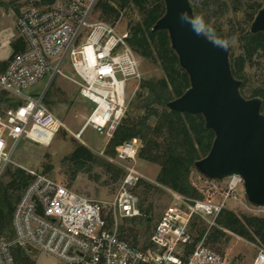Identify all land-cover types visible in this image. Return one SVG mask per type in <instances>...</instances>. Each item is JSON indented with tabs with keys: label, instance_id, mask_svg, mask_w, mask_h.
Segmentation results:
<instances>
[{
	"label": "built area",
	"instance_id": "2783aa9c",
	"mask_svg": "<svg viewBox=\"0 0 264 264\" xmlns=\"http://www.w3.org/2000/svg\"><path fill=\"white\" fill-rule=\"evenodd\" d=\"M96 1L53 0L19 13L16 26L24 48L0 71V89L15 99L0 110V173L21 140L47 146L61 125L43 103L44 91L36 96L24 92L46 73L50 80L60 75L75 83L80 96L91 103L77 138L90 127L104 136L106 145L124 118L143 78L142 58L128 44L129 27L118 29L119 18H92ZM65 60L75 77L62 72ZM141 147L139 137L114 147L113 161L123 175L108 201L88 198L44 172L28 170L30 179L11 214L12 236L0 238V264H15V246L64 264H225L224 256L204 243V235L197 241L189 227L199 218L208 221L209 228L222 229L215 218L229 202L254 214L264 211L235 193L238 187L243 191L239 175H229L222 183L193 167L189 182L201 198L166 188L172 201L150 226L148 244H133L120 234L119 221L144 216L135 191L142 180L135 168ZM251 264H264L262 246H255Z\"/></svg>",
	"mask_w": 264,
	"mask_h": 264
},
{
	"label": "trees",
	"instance_id": "16d2710c",
	"mask_svg": "<svg viewBox=\"0 0 264 264\" xmlns=\"http://www.w3.org/2000/svg\"><path fill=\"white\" fill-rule=\"evenodd\" d=\"M52 1L40 0V3L48 4ZM237 2L239 0H236ZM129 3L137 9L140 19L133 25H127L129 27L128 44L141 58L157 63L163 75L159 78L140 80L134 95L133 108L141 109L142 115L133 120L125 117L121 120L107 143V153L113 154L114 147L122 141L139 137L142 141V147L138 152L139 157L159 166L155 179L157 185L185 197L199 199L202 195L191 186L188 176L194 162L204 157L209 151L214 134L204 126V120L200 114L180 113L166 107L168 101L180 96L188 88L189 80L186 72L178 65V59L170 47L167 32L150 30L164 12L163 1L97 0L94 10L98 12V17L102 20L113 22L119 18L121 10ZM246 5L252 10L251 13H247V20L251 22L263 4L253 1ZM191 7L193 14L199 15L194 6L191 5ZM238 40L241 54L233 56L229 52L228 60L233 77L240 81L239 91L242 94L241 80L244 63L257 53L264 56V32L251 33L248 28L243 31ZM9 46L11 54L8 59L24 48V42L19 36L11 41ZM8 59L0 61V71L5 68ZM8 95L5 90L0 89V102ZM252 96L258 97L261 94L252 90L250 97ZM10 103L8 102L7 105ZM151 120H153L152 123ZM64 159L70 161L73 167L81 168L85 161L92 159V154L84 145L77 144ZM100 164L105 167L110 178L114 179L118 175L122 177L121 167L106 160H101ZM8 175L9 180L4 184L0 183V238L6 235L12 236V210L30 179V175L18 167L11 172L8 171ZM141 183L146 190L156 188L155 185L143 180H140L139 185ZM13 191L18 192L15 198L12 196ZM140 208L144 212V216L138 219V222L144 223L142 232L138 233L131 227L124 228L121 225L118 226V230L131 243L145 247L148 244L147 236L151 220L148 212L151 207L142 208L140 205ZM128 220L134 221V218ZM215 224L222 229L210 227L205 237L211 244L219 243L221 238L227 240V232H231L264 248V216L236 214L231 210L222 209L215 218ZM195 226V222H192L190 231ZM196 229L198 241L203 236L205 228L200 226ZM140 238L143 239L141 243H139ZM12 254L15 264H34L24 248L15 246Z\"/></svg>",
	"mask_w": 264,
	"mask_h": 264
},
{
	"label": "rangeland",
	"instance_id": "374dc122",
	"mask_svg": "<svg viewBox=\"0 0 264 264\" xmlns=\"http://www.w3.org/2000/svg\"><path fill=\"white\" fill-rule=\"evenodd\" d=\"M253 1L264 4V0H239L238 4L236 0H189L198 14L211 24L218 36L232 41L229 45V52L233 56L241 54L238 39L243 31L249 28L250 22L247 20V13H251L252 10L246 4ZM41 4L43 3H40V0H0V61L8 59L11 54L9 44L19 37L16 26L19 13L30 6ZM96 16H98V12L94 11L92 18ZM139 19L140 14L137 9L129 3L120 12L118 29L133 25ZM61 70L66 76L75 77L66 60L62 64ZM141 71L144 79L159 78L163 75L157 63L144 58L141 61ZM49 80L50 74L46 73L39 82L24 92L36 96L44 91L43 103L59 119L61 125L47 146L29 140H21L12 155L11 163L6 165L0 173V183H6L9 180L8 171L11 172L18 167L26 173L28 170L44 172L52 178L60 180L76 193L88 198L102 201L111 200L120 180V175L114 179L110 178L109 173L100 162L106 160L117 165L113 161L114 153H107L108 144L105 145L104 136L90 127H86L82 131L80 138L75 136L91 107V103L80 96L77 85L68 79L55 75ZM241 81L243 82L242 96L245 98L257 97H250L252 90L261 94L258 96L262 101L260 112L264 114V56L261 53H257L250 60L245 61ZM134 98L133 96L130 100L124 116L129 120L139 118L142 115L141 109L133 108ZM13 100L15 99L9 95L4 97L0 102V110L8 106V102ZM150 122L152 123L153 120ZM77 144L84 145L92 154V159L85 161L81 168L73 167L70 161L64 159ZM135 168L141 174L143 181L156 186V188L146 190L141 183L135 189L141 207H151L148 212L151 218V226L163 209L171 203V196L165 187L159 186L155 182L159 171L157 164L143 160L138 155ZM227 179L228 177H224L220 181L225 183ZM235 193L246 200L240 187L236 189ZM16 194H18L17 191L12 192L13 198ZM226 209L236 214H254L233 202H229ZM254 215L264 216V211ZM138 219L135 217L134 221L121 220L118 226L131 227L136 232L141 233L144 223L138 222ZM192 222H195L196 225L191 230L192 234L196 236V228L204 227V243L224 256L225 264H251L255 254V246L258 244L231 232H227V240L221 238L219 243L211 244L205 237L210 229L209 222L199 218H195ZM2 238L10 239L11 236L6 235ZM141 242H143L142 238L139 239V243ZM29 256L34 264H64L63 261L42 252H31Z\"/></svg>",
	"mask_w": 264,
	"mask_h": 264
},
{
	"label": "water",
	"instance_id": "95a60500",
	"mask_svg": "<svg viewBox=\"0 0 264 264\" xmlns=\"http://www.w3.org/2000/svg\"><path fill=\"white\" fill-rule=\"evenodd\" d=\"M163 14L151 31L165 30L178 65L186 72L189 86L166 107L176 112L200 114L213 134L207 154L193 167L206 177L222 179L239 175L247 201L264 207V114L261 99L245 98L240 81L233 77L229 47L215 46L197 35L180 14L194 15L189 0H162ZM251 33L264 32V4L249 24Z\"/></svg>",
	"mask_w": 264,
	"mask_h": 264
},
{
	"label": "clouds",
	"instance_id": "9594fccd",
	"mask_svg": "<svg viewBox=\"0 0 264 264\" xmlns=\"http://www.w3.org/2000/svg\"><path fill=\"white\" fill-rule=\"evenodd\" d=\"M180 18L183 22L190 24L192 30L197 35L205 36L217 47L227 50L230 43L232 42L229 39L219 37L211 24L206 22L204 17L201 15H189V13L185 11L180 14Z\"/></svg>",
	"mask_w": 264,
	"mask_h": 264
}]
</instances>
